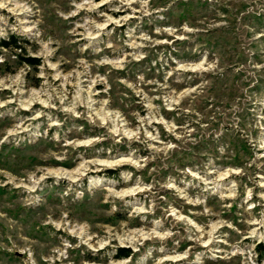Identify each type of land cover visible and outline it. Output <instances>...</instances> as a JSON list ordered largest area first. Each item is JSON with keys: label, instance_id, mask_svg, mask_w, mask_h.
<instances>
[{"label": "rangeland", "instance_id": "374dc122", "mask_svg": "<svg viewBox=\"0 0 264 264\" xmlns=\"http://www.w3.org/2000/svg\"><path fill=\"white\" fill-rule=\"evenodd\" d=\"M0 264H264V0H0Z\"/></svg>", "mask_w": 264, "mask_h": 264}, {"label": "trees", "instance_id": "16d2710c", "mask_svg": "<svg viewBox=\"0 0 264 264\" xmlns=\"http://www.w3.org/2000/svg\"><path fill=\"white\" fill-rule=\"evenodd\" d=\"M1 44L6 46V47H10L12 45H15L16 47H20L21 45L18 43V40L16 37L11 36V39L9 40H3L1 41ZM26 60H28L30 63L36 64L37 62L34 61V59H30L27 58ZM129 255V251H126L125 249H122V251L120 252V256H128Z\"/></svg>", "mask_w": 264, "mask_h": 264}]
</instances>
